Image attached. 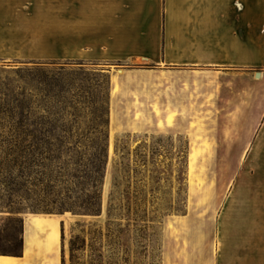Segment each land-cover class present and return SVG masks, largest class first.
I'll return each instance as SVG.
<instances>
[{
  "label": "rangeland",
  "instance_id": "1",
  "mask_svg": "<svg viewBox=\"0 0 264 264\" xmlns=\"http://www.w3.org/2000/svg\"><path fill=\"white\" fill-rule=\"evenodd\" d=\"M31 56L0 59V160L21 92L27 160L20 193L0 177V255L20 256L26 215L42 214L59 217V264H264V129H111L108 70L124 65ZM34 69L58 72L66 92L45 97ZM102 143L100 214L58 213L90 190Z\"/></svg>",
  "mask_w": 264,
  "mask_h": 264
},
{
  "label": "crops",
  "instance_id": "2",
  "mask_svg": "<svg viewBox=\"0 0 264 264\" xmlns=\"http://www.w3.org/2000/svg\"><path fill=\"white\" fill-rule=\"evenodd\" d=\"M32 54L124 65L111 129H264V0H0V59ZM24 228L0 258L59 264L60 229L57 250L25 255Z\"/></svg>",
  "mask_w": 264,
  "mask_h": 264
},
{
  "label": "trees",
  "instance_id": "3",
  "mask_svg": "<svg viewBox=\"0 0 264 264\" xmlns=\"http://www.w3.org/2000/svg\"><path fill=\"white\" fill-rule=\"evenodd\" d=\"M30 81L35 83L37 89L47 98H57L60 94H64L66 92V86L69 83H65L60 77L59 73L49 75L47 69H34V73L31 74ZM12 101L15 103V106L11 109H5L8 111L9 115L14 116L15 121V129L11 132L12 134L5 139V142L11 144V148L6 150L5 158L3 161L0 160V168L2 172H0L1 182L6 186H10V191L13 193H20L23 189L24 184L26 183V170H27V160H26V146H25V131L22 129L24 123V92H21L16 95ZM5 111V112H6ZM51 134V131H49ZM103 139H107L106 135L102 132ZM39 140H41L39 138ZM104 142L106 140H103ZM38 150V149H37ZM48 153H51L52 150L48 149ZM54 153L59 155V150H54ZM47 153V154H48ZM41 154V153H40ZM55 158V157H54ZM106 158V144L102 143L98 150V153L95 155V160L91 161L89 170V181H90V190L82 197V201L76 204L73 207H66L61 205L57 209L58 213H62L63 211H72L75 213H82L86 215H99L100 214V184L102 182L104 176V165ZM4 172V173H3ZM80 199V198H79ZM20 210V209H16ZM31 210H38L36 207ZM45 212L51 213L52 209H46L45 207L42 209ZM20 213V212H13ZM22 234V230H21ZM18 245L17 237L13 239ZM76 239L73 238L70 240L71 251L72 246L74 245ZM22 247V240H21Z\"/></svg>",
  "mask_w": 264,
  "mask_h": 264
},
{
  "label": "bare ground",
  "instance_id": "4",
  "mask_svg": "<svg viewBox=\"0 0 264 264\" xmlns=\"http://www.w3.org/2000/svg\"><path fill=\"white\" fill-rule=\"evenodd\" d=\"M196 156V152L190 153L189 170L191 173ZM65 217L68 220L73 219L68 213ZM58 223L59 217L54 215L27 214L24 222V254L28 255L34 247L39 253H49L51 249L57 250L59 244ZM0 264H11V262L8 259L0 258Z\"/></svg>",
  "mask_w": 264,
  "mask_h": 264
}]
</instances>
